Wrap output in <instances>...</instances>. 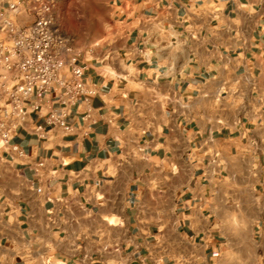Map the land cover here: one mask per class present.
<instances>
[{"label": "crops", "instance_id": "0c3cea01", "mask_svg": "<svg viewBox=\"0 0 264 264\" xmlns=\"http://www.w3.org/2000/svg\"><path fill=\"white\" fill-rule=\"evenodd\" d=\"M99 1L90 117L0 148V264H264V0Z\"/></svg>", "mask_w": 264, "mask_h": 264}, {"label": "built area", "instance_id": "2783aa9c", "mask_svg": "<svg viewBox=\"0 0 264 264\" xmlns=\"http://www.w3.org/2000/svg\"><path fill=\"white\" fill-rule=\"evenodd\" d=\"M62 0H0V148L16 156L25 151L12 139L21 128L41 139L53 127L73 129L69 114L97 91L86 80L78 38L61 18ZM36 113L45 124L30 121Z\"/></svg>", "mask_w": 264, "mask_h": 264}, {"label": "rangeland", "instance_id": "374dc122", "mask_svg": "<svg viewBox=\"0 0 264 264\" xmlns=\"http://www.w3.org/2000/svg\"><path fill=\"white\" fill-rule=\"evenodd\" d=\"M61 18L68 32L86 40L109 23L107 6L99 0H62Z\"/></svg>", "mask_w": 264, "mask_h": 264}]
</instances>
